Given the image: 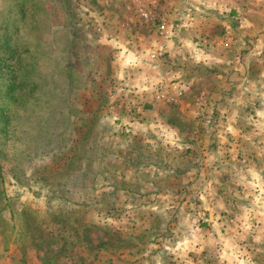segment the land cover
<instances>
[{
    "label": "rangeland",
    "instance_id": "obj_1",
    "mask_svg": "<svg viewBox=\"0 0 264 264\" xmlns=\"http://www.w3.org/2000/svg\"><path fill=\"white\" fill-rule=\"evenodd\" d=\"M14 32L39 84L0 133V249L38 263L23 211L65 210L107 242L86 264H264V0H0Z\"/></svg>",
    "mask_w": 264,
    "mask_h": 264
},
{
    "label": "trees",
    "instance_id": "obj_2",
    "mask_svg": "<svg viewBox=\"0 0 264 264\" xmlns=\"http://www.w3.org/2000/svg\"><path fill=\"white\" fill-rule=\"evenodd\" d=\"M32 23L34 22H31V24ZM10 25H15V19L11 20ZM6 35L7 33L4 34V37ZM6 40L7 38L2 41V37H0V50H2L5 55L10 56L12 60L17 54L18 38L16 37V33L14 37L10 38V41L14 43L11 44L6 42ZM27 51L28 48L26 52ZM30 60H34V57L30 56ZM21 69L25 71L26 76L24 77L26 78L31 77L32 74H37L31 62L23 61L19 57L13 64L6 63L2 65L0 62V133H3L2 129L8 127V122L11 123V120L15 116L17 117V108L23 106V102L29 99L39 84L37 80L20 86L18 83V75ZM39 71L41 72L42 70L40 69ZM39 71L38 74H40ZM39 78L41 79V77ZM45 80L46 79H43L42 81ZM24 91L26 93L23 96L22 92ZM0 152V154L3 155L2 149H0ZM76 154L75 152L74 156ZM3 209H7L8 211L11 226H6L10 227L9 231H11V233L8 236H11L15 230L18 219H16V215L11 210V204L6 202V204L1 207V210ZM30 212L31 211L25 210L22 213L25 227L24 232L19 235V237H22L19 240L24 244L23 250L31 248L36 252L44 251L43 255L40 257L44 264H64L59 261L62 259L70 260L72 264H86L87 258L91 254V248L96 247L101 250V246L107 244V242L100 241L94 246L90 238V232L94 227L83 220H78L76 216L69 214L71 212L65 210L46 212L47 218H50L47 224L35 221L38 215L37 212H32V214ZM70 219H74L75 223H70L68 221ZM0 221L3 223L7 222V220L2 217L1 211ZM52 222L55 223L52 224ZM8 240L9 238L7 235L2 236L1 244L4 250H6L5 244ZM24 242H28L27 245ZM83 252H87V257L82 256ZM97 255L98 252L95 251L93 256L96 258Z\"/></svg>",
    "mask_w": 264,
    "mask_h": 264
},
{
    "label": "crops",
    "instance_id": "obj_3",
    "mask_svg": "<svg viewBox=\"0 0 264 264\" xmlns=\"http://www.w3.org/2000/svg\"><path fill=\"white\" fill-rule=\"evenodd\" d=\"M213 60V59H212ZM212 62V61H210ZM216 62V61H214ZM261 113H263V110H259ZM257 111V112H259ZM259 112V113H260ZM170 127L166 126V129H169ZM172 129V128H170ZM194 245H196V243L194 242V240L192 241H188V246H190V248H192ZM12 247H10V249H6L4 250L3 248L0 249V264H30V262L27 260L29 258V253L30 251H13L11 249ZM26 259V261L23 263L22 260ZM36 264H44L42 261H38V263Z\"/></svg>",
    "mask_w": 264,
    "mask_h": 264
}]
</instances>
